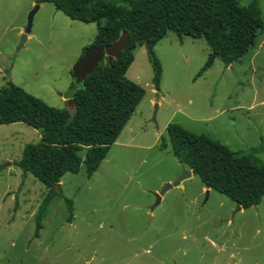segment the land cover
<instances>
[{"label":"rangeland","instance_id":"obj_1","mask_svg":"<svg viewBox=\"0 0 264 264\" xmlns=\"http://www.w3.org/2000/svg\"><path fill=\"white\" fill-rule=\"evenodd\" d=\"M254 1L264 19V0L240 5ZM36 4L0 0V90L13 82L73 113L72 68L95 42L98 25L42 4L33 39L18 52L20 29ZM154 51L163 69L160 91L149 50L141 46L126 76L145 89L143 101L91 178L84 166L63 177L62 195L51 203L39 238L36 214L50 190L33 175L24 177L16 163L40 133L24 123L0 124V165L12 162L0 170V264H264V198L241 210L216 190L208 194L193 176L151 210L155 193L182 173L170 124L264 162V31L240 61L227 67L216 59L202 76L210 54L204 39L169 32Z\"/></svg>","mask_w":264,"mask_h":264},{"label":"trees","instance_id":"obj_2","mask_svg":"<svg viewBox=\"0 0 264 264\" xmlns=\"http://www.w3.org/2000/svg\"><path fill=\"white\" fill-rule=\"evenodd\" d=\"M120 2L122 5L109 0H36L37 4H53L73 20L97 23L98 33L90 47L106 46L123 32L130 33L128 48L119 59L109 62L106 58V63L81 84L74 80L68 97L75 107L73 113L50 107L13 82L0 90V124L24 123L41 135L38 143L25 146L23 157L16 163L24 177L31 174L50 190L36 214L35 238L40 237L51 203L62 195L54 191L55 185L67 174H79L83 166L91 178L143 101L145 89L126 76L138 47L147 45L153 84L160 91L163 69L154 48L169 32L206 41L210 54L199 73L202 76L216 59L227 67L240 61L264 31L257 1L245 7L240 0ZM167 130L173 155L192 169L205 187L226 195L243 209L261 203L263 161L178 124H170ZM168 146L163 139L161 149ZM66 202L72 212L73 201L66 198Z\"/></svg>","mask_w":264,"mask_h":264},{"label":"water","instance_id":"obj_3","mask_svg":"<svg viewBox=\"0 0 264 264\" xmlns=\"http://www.w3.org/2000/svg\"><path fill=\"white\" fill-rule=\"evenodd\" d=\"M41 8V4H36L34 9L30 12L28 17L27 26L24 32L21 35V41L18 46V52L25 48L26 43L29 40V35L33 29V22L36 14ZM130 42V33L123 32L121 37L106 46H95L90 47L86 50L84 55L80 58V60L74 64L72 68V78L75 80L76 84H81L89 77L99 65H104L106 63V58H108L109 62H112L114 59H119L122 54L127 50L128 45ZM147 46V45H146ZM153 121L156 122V113L153 116ZM12 162H8L7 164L0 165L1 168L3 167H10ZM182 167V173L177 176V178L173 182H169L164 185L160 192L155 193L157 202L155 206L151 208L153 211L156 206L161 203L163 196L172 188L180 186L182 182L186 179H189L193 176V170L187 168L184 164ZM54 191L57 193L61 192L60 184H56L54 187ZM210 193V190L207 192Z\"/></svg>","mask_w":264,"mask_h":264},{"label":"crops","instance_id":"obj_4","mask_svg":"<svg viewBox=\"0 0 264 264\" xmlns=\"http://www.w3.org/2000/svg\"><path fill=\"white\" fill-rule=\"evenodd\" d=\"M45 4V3H44ZM43 5L41 4V7H42ZM24 32V29L23 28H21L20 29V34H22ZM30 39H33V35H29V40ZM140 47H138L137 49H136V51L139 49ZM134 54H135V52H134ZM66 100V99H65ZM70 102V101H69ZM40 137H41V135H40ZM179 161V160H178ZM180 163V162H179ZM181 164V166L183 165L182 163H180ZM186 166V165H185ZM187 167V166H186ZM188 168V167H187ZM193 176H194V174H193ZM192 176V177H193ZM62 184V181H61V183H60V185ZM204 185V184H203ZM204 187H205V185H204ZM205 188H207V187H205ZM207 189H209L210 191L211 190H213V189H211V188H207ZM208 192V191H207ZM163 198H164V196H163ZM163 198H162V200H163ZM243 209V207H241V210Z\"/></svg>","mask_w":264,"mask_h":264},{"label":"built area","instance_id":"obj_5","mask_svg":"<svg viewBox=\"0 0 264 264\" xmlns=\"http://www.w3.org/2000/svg\"><path fill=\"white\" fill-rule=\"evenodd\" d=\"M0 72H2V69L0 68Z\"/></svg>","mask_w":264,"mask_h":264}]
</instances>
